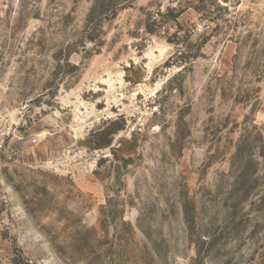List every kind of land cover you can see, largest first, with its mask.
<instances>
[{
    "label": "rangeland",
    "instance_id": "1",
    "mask_svg": "<svg viewBox=\"0 0 264 264\" xmlns=\"http://www.w3.org/2000/svg\"><path fill=\"white\" fill-rule=\"evenodd\" d=\"M0 264H264V0H0Z\"/></svg>",
    "mask_w": 264,
    "mask_h": 264
}]
</instances>
